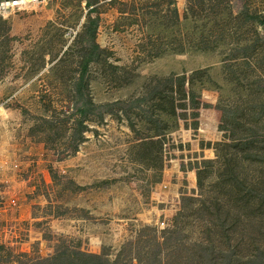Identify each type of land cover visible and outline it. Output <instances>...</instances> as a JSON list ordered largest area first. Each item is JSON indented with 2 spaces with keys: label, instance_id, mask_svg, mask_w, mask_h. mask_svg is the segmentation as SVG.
Here are the masks:
<instances>
[{
  "label": "rangeland",
  "instance_id": "1",
  "mask_svg": "<svg viewBox=\"0 0 264 264\" xmlns=\"http://www.w3.org/2000/svg\"><path fill=\"white\" fill-rule=\"evenodd\" d=\"M264 0L0 12V264H264Z\"/></svg>",
  "mask_w": 264,
  "mask_h": 264
},
{
  "label": "built area",
  "instance_id": "2",
  "mask_svg": "<svg viewBox=\"0 0 264 264\" xmlns=\"http://www.w3.org/2000/svg\"><path fill=\"white\" fill-rule=\"evenodd\" d=\"M16 205V201L12 198L9 202H1L0 204V217L4 215L5 212H7L8 208L14 207Z\"/></svg>",
  "mask_w": 264,
  "mask_h": 264
},
{
  "label": "bare ground",
  "instance_id": "3",
  "mask_svg": "<svg viewBox=\"0 0 264 264\" xmlns=\"http://www.w3.org/2000/svg\"><path fill=\"white\" fill-rule=\"evenodd\" d=\"M13 1H15V0H12V1H10V2H13ZM39 1H41V0H24V1H22L21 3H15V2H13L12 4H11V6L9 7V10H2V8H0V12H8V11H10L11 10V8L12 7H14V6H30L31 4H33V3H37V2H39Z\"/></svg>",
  "mask_w": 264,
  "mask_h": 264
},
{
  "label": "water",
  "instance_id": "4",
  "mask_svg": "<svg viewBox=\"0 0 264 264\" xmlns=\"http://www.w3.org/2000/svg\"><path fill=\"white\" fill-rule=\"evenodd\" d=\"M22 1H24V0H15V1H13V2L19 4V3H21ZM13 2H10L9 0H7L6 2L0 0V8H2V10H6V9L9 10V7L11 6V4H12Z\"/></svg>",
  "mask_w": 264,
  "mask_h": 264
},
{
  "label": "flooded vegetation",
  "instance_id": "5",
  "mask_svg": "<svg viewBox=\"0 0 264 264\" xmlns=\"http://www.w3.org/2000/svg\"><path fill=\"white\" fill-rule=\"evenodd\" d=\"M1 1H5V2H6L7 0H1ZM9 1H12V0H9ZM32 1H33V0H32Z\"/></svg>",
  "mask_w": 264,
  "mask_h": 264
},
{
  "label": "trees",
  "instance_id": "6",
  "mask_svg": "<svg viewBox=\"0 0 264 264\" xmlns=\"http://www.w3.org/2000/svg\"><path fill=\"white\" fill-rule=\"evenodd\" d=\"M263 24H264V22H263Z\"/></svg>",
  "mask_w": 264,
  "mask_h": 264
}]
</instances>
